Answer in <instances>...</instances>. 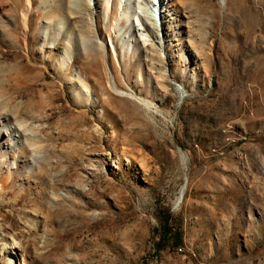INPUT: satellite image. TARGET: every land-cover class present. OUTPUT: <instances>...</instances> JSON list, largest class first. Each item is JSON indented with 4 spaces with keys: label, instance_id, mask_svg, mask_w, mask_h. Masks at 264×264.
I'll return each mask as SVG.
<instances>
[{
    "label": "rangeland",
    "instance_id": "rangeland-1",
    "mask_svg": "<svg viewBox=\"0 0 264 264\" xmlns=\"http://www.w3.org/2000/svg\"><path fill=\"white\" fill-rule=\"evenodd\" d=\"M88 2L0 0L12 264H264V0H171L151 45L147 0ZM166 214L183 241L156 252Z\"/></svg>",
    "mask_w": 264,
    "mask_h": 264
},
{
    "label": "bare ground",
    "instance_id": "bare-ground-1",
    "mask_svg": "<svg viewBox=\"0 0 264 264\" xmlns=\"http://www.w3.org/2000/svg\"><path fill=\"white\" fill-rule=\"evenodd\" d=\"M88 7H89V13H92L91 10V4L88 2V0H85ZM171 0H147L148 4L146 6H143L141 8L136 9L130 16L128 15L129 12H131L130 2L129 0H119L120 7L123 9L121 16L128 15L131 17V24L134 29L140 34L143 35L142 37L145 39V44L151 45V39L146 36L144 31H149L150 35L153 39L159 38V33H163L162 30V24L166 23V20L171 17V15L174 14V11L170 8L169 3ZM77 6H75L76 9H82L83 5L79 2L76 3ZM86 41H93V39H86ZM84 44L86 43L83 38ZM71 61V60H70ZM75 79L69 78L67 81V86L69 87L71 93L75 95L74 91V85H75ZM84 93L86 96H92L91 91L86 87H81L80 93ZM76 96V95H75ZM77 100L81 99V96H76ZM33 126L28 125H18V128L8 126L5 130V137L7 140L12 141L16 140L20 137L21 133L19 130H23L25 134L31 136L34 135ZM180 201V197L178 198V202ZM0 244H2L1 251L3 255H7V259L9 260V264H12V258L16 256L15 250L17 249V243L12 242L10 244L2 242V239L0 238ZM0 251V252H1ZM0 254V255H1ZM2 256V255H1Z\"/></svg>",
    "mask_w": 264,
    "mask_h": 264
},
{
    "label": "trees",
    "instance_id": "trees-1",
    "mask_svg": "<svg viewBox=\"0 0 264 264\" xmlns=\"http://www.w3.org/2000/svg\"><path fill=\"white\" fill-rule=\"evenodd\" d=\"M182 241V233L179 228L171 225V217L169 214H166L162 218V231L158 242L155 244V251L159 252L168 245H180Z\"/></svg>",
    "mask_w": 264,
    "mask_h": 264
}]
</instances>
